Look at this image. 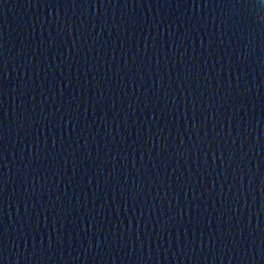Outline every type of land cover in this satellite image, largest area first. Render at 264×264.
<instances>
[{"label":"water","instance_id":"obj_1","mask_svg":"<svg viewBox=\"0 0 264 264\" xmlns=\"http://www.w3.org/2000/svg\"><path fill=\"white\" fill-rule=\"evenodd\" d=\"M0 264H264V0H0Z\"/></svg>","mask_w":264,"mask_h":264}]
</instances>
